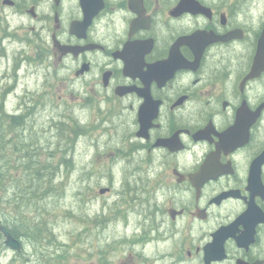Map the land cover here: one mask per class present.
<instances>
[{
    "label": "flooded vegetation",
    "instance_id": "af4514ba",
    "mask_svg": "<svg viewBox=\"0 0 264 264\" xmlns=\"http://www.w3.org/2000/svg\"><path fill=\"white\" fill-rule=\"evenodd\" d=\"M3 26L0 85L35 80L7 114L57 81L73 137L132 165L117 202L168 264H264V0H0Z\"/></svg>",
    "mask_w": 264,
    "mask_h": 264
},
{
    "label": "rangeland",
    "instance_id": "374dc122",
    "mask_svg": "<svg viewBox=\"0 0 264 264\" xmlns=\"http://www.w3.org/2000/svg\"><path fill=\"white\" fill-rule=\"evenodd\" d=\"M2 35L3 32H0V36ZM13 37L20 39V33L17 35L13 33ZM4 64L6 63L1 62L0 72ZM2 72L6 74L7 68H3ZM22 75L20 72L19 79ZM30 78L31 76L27 75L22 78L20 83L13 82L10 85L6 82L0 85V91L3 86L8 87L9 93L3 99V106L6 111L12 112L18 109L20 101L24 97L23 93L31 94V89L35 87V80ZM55 79L59 78L55 77ZM26 82L29 83V87L26 86ZM39 88H41L40 83ZM60 88L58 82L53 81L51 86L45 90V94L42 95L41 92L36 95L33 110L36 112L22 122L24 133L26 132L30 139L28 143L36 147L34 153L39 158L40 163L46 167L49 174L57 168L60 170V173L55 176V180L50 183L52 188L56 189V187L61 186L54 194L53 199L39 202V204H47L48 207H52V213L48 216L49 222L44 219L45 213L38 212L36 204H32L29 213L27 211L24 213V216L29 218L30 223L42 228L43 231L51 228V226L55 227L56 239L51 234H48L49 239H43L45 237L43 232L38 239L40 243L51 241L55 242L56 245L61 244L58 245L57 249L38 251V243L36 250L27 243L24 248L26 258H30L35 252L39 257H42V260L37 263L33 260V256L32 263L28 262L27 264H168L163 258L164 249L155 247L154 244H151V240L148 242L146 238L149 237L145 233L138 234L141 230H138L137 224H135L137 216L129 212L131 208L135 209V203L130 201L131 194L129 193L122 199L125 202H117L115 192L123 190L122 185L126 181L125 173H129V166L125 162L124 155L121 159L118 158L117 153L112 154L110 147L112 145L106 147L104 144L106 138L98 137L99 132L94 135L89 134L86 137H73L72 131L77 130V128L70 120V111L66 110L62 114L51 109V105L58 103L59 98L63 95ZM49 96L53 102L48 100L47 97ZM0 97L2 98V96ZM61 99L64 97L62 96ZM66 100L69 101L66 106L76 104L74 100H69L68 97ZM53 120L64 121L63 126L66 128L62 133L54 126ZM68 120L71 121L70 124L67 123ZM25 122H27L26 125ZM9 129L8 120L3 116L0 117V130L8 131ZM59 135L63 137L62 140L59 139ZM93 143L95 145H92ZM74 145L76 148L72 150L71 154H67L70 152L69 148L72 146L74 148ZM1 146L6 154H13L12 149L4 141ZM32 154L30 152V155ZM64 157L71 158L74 169H71V165L69 168H67L68 166L65 167L63 164ZM20 160L23 161V159ZM18 166L19 164L16 167ZM84 166L92 169L94 176L92 181L83 186L80 178H82ZM16 167L13 168V171L20 174V166ZM34 167L38 168V165L35 164ZM111 181L113 185L109 192L98 193L100 189L108 187L107 184ZM33 183H35L34 180ZM84 187H86L87 193L83 190ZM27 190L24 186L19 192L23 193V197H25L30 194ZM79 190L84 193L81 197L78 196ZM10 212L12 211L8 210L6 213L7 219L10 218ZM101 212L105 214L104 218L99 217L95 221H88L94 216H101ZM85 218L87 222H84ZM126 221L127 223H125ZM58 241L60 242L58 243ZM13 258V253L7 252L0 258V264H10ZM13 264L22 263L19 261L13 262Z\"/></svg>",
    "mask_w": 264,
    "mask_h": 264
},
{
    "label": "trees",
    "instance_id": "16d2710c",
    "mask_svg": "<svg viewBox=\"0 0 264 264\" xmlns=\"http://www.w3.org/2000/svg\"><path fill=\"white\" fill-rule=\"evenodd\" d=\"M3 111L4 110L2 109L0 103V116L2 113H4ZM4 117H6L8 120L10 129L8 131L0 130V224L7 227L6 229L12 234L14 238H18V236L21 234V231L30 234L29 238L32 239V241L29 239L30 244L35 246L36 237L40 236V234L43 232L45 234L47 229L43 231L42 228L34 226L29 222V218L24 216V213L25 211L29 213L31 211L32 204H36V209H38V212L42 214L45 213L44 219L49 222L48 216L52 213V207H48L47 204H39V202L53 199L54 194L61 188L60 186L56 187V189H53L50 184L55 180V176L60 173V170L57 168L55 171H52V173L49 174L46 167L40 163L39 158H37V155L34 153L36 147H33L30 143H28L29 137H27V134L24 133V128L22 127L25 114L14 117L7 114L5 115L4 113ZM2 121L3 119L1 122ZM59 130L61 133L63 132L61 129ZM21 131L24 134L20 133ZM59 139L62 140L63 137L59 136ZM3 141L12 149V155L5 153L4 148L1 146ZM72 150L73 147H71L69 154L72 153ZM30 152L33 154L30 155ZM18 153L19 155H17ZM20 159H23L25 163ZM17 164L20 166L21 175L13 171V168H15ZM35 164L38 165V168L34 167ZM63 164H65V167L68 166L67 168H69V165H71V169H74L71 159L69 160L67 157H64ZM130 167L131 166H129L128 169H130ZM126 175L127 173H125V176ZM85 176H87V174L82 173V178H80L81 181L83 178H85ZM33 180L35 183H33ZM129 180L132 182L131 179ZM128 183L129 182L124 181L123 186L128 185ZM82 185L84 186V184ZM24 186L28 189V193H30L25 197H23V193L19 192V190H21V188ZM85 188L86 187H84L83 190L85 193H87ZM83 194L84 193L79 190L78 196L81 197ZM8 210L12 211L9 214V219L6 218V213ZM104 216L105 214L101 212V216L99 217L104 218ZM97 218V216H94L91 219L88 218V221H95ZM84 222H87L86 218ZM53 229L54 227H52V230ZM59 242L60 241H58V243ZM57 245H54V247L57 248ZM3 247L4 246L2 245V237L0 233V252L3 250Z\"/></svg>",
    "mask_w": 264,
    "mask_h": 264
},
{
    "label": "water",
    "instance_id": "95a60500",
    "mask_svg": "<svg viewBox=\"0 0 264 264\" xmlns=\"http://www.w3.org/2000/svg\"><path fill=\"white\" fill-rule=\"evenodd\" d=\"M258 61H259V58L256 59L255 66H257ZM104 191L105 190H101L100 193H104ZM0 231L2 232L3 236L5 237V245L6 246L13 249V250H19L20 246H19L18 242L11 237V235L6 231V229L3 226H0ZM207 262L208 261H206V263Z\"/></svg>",
    "mask_w": 264,
    "mask_h": 264
},
{
    "label": "bare ground",
    "instance_id": "6f19581e",
    "mask_svg": "<svg viewBox=\"0 0 264 264\" xmlns=\"http://www.w3.org/2000/svg\"><path fill=\"white\" fill-rule=\"evenodd\" d=\"M11 43H12V42H11ZM9 44H10V43H9ZM12 45H13V44H12ZM12 50H13V49H12ZM6 51H7V50H6ZM4 53H5V52H4ZM9 53H10V52H9ZM15 53H16V52H15ZM6 54H8V53H6ZM11 55H12V53H11ZM1 57H2V58H1ZM1 57H0V60L3 61V60H4V57H3V56H1ZM13 58H14V57H13ZM6 60H7V59H6ZM10 63H11V62H10ZM0 65H1V62H0ZM85 113H86V111H85ZM85 113H84V114H85ZM87 114H89V111H88ZM59 116H60V115H59ZM51 117H52V115H51ZM51 119H52V118H51ZM56 120H57V119H56ZM23 122H24V121H23ZM26 123H27V122H25V125H26ZM142 123H143V122H142ZM22 127H23V126H22ZM22 127H21V129H22ZM22 131H23V130H22ZM22 131H21L20 133H23ZM25 133H26V132H25ZM23 134H24V133H23ZM25 136H26V135H25ZM27 137H28V135H27ZM27 137H26V138H27ZM26 138H25V140H26ZM22 139H23V138H22ZM29 140H30V139H29ZM23 142H24V140H23ZM67 153H68V152H67ZM130 155H131V154H130ZM70 156H71V155H70ZM134 157H135V156H134ZM69 160H70V159H69ZM67 162H68V161H67ZM69 162H70V161H69ZM133 174H134V173H133ZM133 174H132V175H133ZM128 176H129V175H128ZM132 178H133V177H132ZM128 179H129V178H128ZM145 207H146V206H145ZM140 217H141V216H140ZM6 228H7V227H6ZM145 235H146V234H145Z\"/></svg>",
    "mask_w": 264,
    "mask_h": 264
}]
</instances>
